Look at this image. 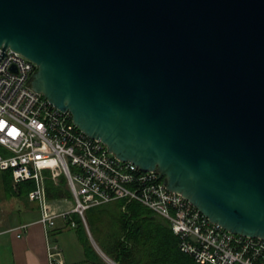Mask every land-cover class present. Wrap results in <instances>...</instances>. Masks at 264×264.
<instances>
[{
    "label": "water",
    "instance_id": "1",
    "mask_svg": "<svg viewBox=\"0 0 264 264\" xmlns=\"http://www.w3.org/2000/svg\"><path fill=\"white\" fill-rule=\"evenodd\" d=\"M88 136L264 239V0H0V51Z\"/></svg>",
    "mask_w": 264,
    "mask_h": 264
},
{
    "label": "built area",
    "instance_id": "2",
    "mask_svg": "<svg viewBox=\"0 0 264 264\" xmlns=\"http://www.w3.org/2000/svg\"><path fill=\"white\" fill-rule=\"evenodd\" d=\"M1 54V51H0ZM34 61L9 49L0 56V172L11 171L14 184L34 178L29 199L41 207L49 229L58 218L85 212L118 199L137 200L167 219L180 248L199 264H264V239L232 232L210 220L181 193L170 190L158 171L143 170L111 153L107 145L76 126L70 111L53 105L33 89ZM59 181L67 177L73 205L59 208L47 197L44 170ZM71 226L76 222L71 219ZM51 264H64L58 243H49ZM108 264H120L104 256Z\"/></svg>",
    "mask_w": 264,
    "mask_h": 264
},
{
    "label": "trees",
    "instance_id": "3",
    "mask_svg": "<svg viewBox=\"0 0 264 264\" xmlns=\"http://www.w3.org/2000/svg\"><path fill=\"white\" fill-rule=\"evenodd\" d=\"M45 188L50 200L71 198L67 177L53 179L45 169ZM9 196L29 199V192L37 187L34 178L14 184L11 171L0 172ZM125 206V207H123ZM86 220L101 248L121 264H199L193 256L180 248V237L167 219L161 220L149 207L137 200L118 199L92 206L85 212ZM75 228L93 264H108L96 251L82 217L75 213ZM68 224L70 222L68 221Z\"/></svg>",
    "mask_w": 264,
    "mask_h": 264
},
{
    "label": "crops",
    "instance_id": "4",
    "mask_svg": "<svg viewBox=\"0 0 264 264\" xmlns=\"http://www.w3.org/2000/svg\"><path fill=\"white\" fill-rule=\"evenodd\" d=\"M0 197V264H51L49 243L59 244L64 264H93L75 229L78 225L75 213L69 218H58L57 226L50 228L47 235V228L40 221L42 213L38 202L9 196L1 178ZM56 200L59 206L63 198ZM71 219L76 226L68 224ZM86 227L97 253L102 258L110 257L93 237L89 225Z\"/></svg>",
    "mask_w": 264,
    "mask_h": 264
},
{
    "label": "rangeland",
    "instance_id": "5",
    "mask_svg": "<svg viewBox=\"0 0 264 264\" xmlns=\"http://www.w3.org/2000/svg\"><path fill=\"white\" fill-rule=\"evenodd\" d=\"M1 198V197H0ZM54 201V200H53ZM73 205V203L72 202H70L69 200L66 202H64V201H61L60 202V205L58 206L60 209L61 208H66V207H69V206H71V205ZM158 216H160V215H158ZM160 217H162V216H160Z\"/></svg>",
    "mask_w": 264,
    "mask_h": 264
}]
</instances>
